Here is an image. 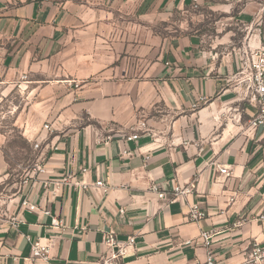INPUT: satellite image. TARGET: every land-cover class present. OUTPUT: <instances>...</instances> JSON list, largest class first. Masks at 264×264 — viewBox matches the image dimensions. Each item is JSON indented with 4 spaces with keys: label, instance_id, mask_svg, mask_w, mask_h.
I'll list each match as a JSON object with an SVG mask.
<instances>
[{
    "label": "crops",
    "instance_id": "0c3cea01",
    "mask_svg": "<svg viewBox=\"0 0 264 264\" xmlns=\"http://www.w3.org/2000/svg\"><path fill=\"white\" fill-rule=\"evenodd\" d=\"M263 11L264 0H0V84L24 92L14 124L42 139L43 169L4 201L0 264H97L110 231L134 237L120 264H205L208 249L216 264H250L264 241V135L233 75L239 51L261 45ZM191 181L166 204L149 189ZM24 197L39 209L18 207ZM201 231L213 232L209 248ZM25 235L52 243L50 258L31 260Z\"/></svg>",
    "mask_w": 264,
    "mask_h": 264
},
{
    "label": "built area",
    "instance_id": "2783aa9c",
    "mask_svg": "<svg viewBox=\"0 0 264 264\" xmlns=\"http://www.w3.org/2000/svg\"><path fill=\"white\" fill-rule=\"evenodd\" d=\"M234 78L240 85L241 99L248 103L254 110L252 116L249 119V127L253 130L260 129L261 133L264 135V45L260 46H249L242 48L239 51V66L234 73ZM25 77V75H23ZM137 130H145L147 125L144 121H140ZM43 129H50V125L45 123ZM138 133H131L127 136V139H136ZM42 139L35 140L32 144L35 150H41ZM31 170L43 171L40 165L35 162ZM82 172L87 169L82 168ZM217 170L220 174L228 175L226 167H221L217 165ZM64 182L68 184H73L75 186H80L85 189L87 184L84 181L72 182L67 178H63ZM27 183V179L24 180L20 189H23ZM55 185L59 181H53ZM47 187V183L45 184ZM94 187L102 188L104 191L107 190L106 184L98 179L93 183ZM195 184L193 181L180 184L173 183L171 189H165L162 185L157 183H151L149 189L153 191L159 199H162L165 204L176 200L179 197H185L189 193L193 192ZM0 194V215L6 214L8 210V205H5L4 199L2 200ZM18 207L27 208L29 210H38V206L32 203L28 198L24 197L19 200ZM43 210V209H42ZM45 214H49V209H44ZM188 218L192 221H199L205 216L204 210H202L198 203H193L189 205ZM259 218L264 221V215L260 214ZM12 227H16L19 222L24 221V219L18 217L17 214L11 215L7 219ZM60 221L56 218L52 219L53 225H58ZM213 237L212 231H201L199 235V240L203 246L209 248L211 245V240ZM25 238L30 244V258L31 260H42L46 261L50 258V249L52 243L46 242L42 237L32 238L29 235H25ZM134 242V237H129L126 242H122L116 239L113 232H108L104 237V243L110 249V252L101 256L97 264H120L121 257L126 253L127 247L131 246ZM193 240H186L185 244L191 245ZM247 263L250 264H264V241L259 242L254 240L251 244L249 253L246 259ZM205 264H216L211 250L208 249Z\"/></svg>",
    "mask_w": 264,
    "mask_h": 264
},
{
    "label": "rangeland",
    "instance_id": "374dc122",
    "mask_svg": "<svg viewBox=\"0 0 264 264\" xmlns=\"http://www.w3.org/2000/svg\"><path fill=\"white\" fill-rule=\"evenodd\" d=\"M257 28L256 42L262 45L264 44V11L259 15ZM243 38L244 35L236 31L235 45H241L244 42ZM4 86L0 84V153L4 158L0 170V194L6 200L7 196L20 190L36 162L38 150H35L23 135L22 122L18 125L14 124L18 113L21 115L20 118L25 116L24 92L19 91L18 86Z\"/></svg>",
    "mask_w": 264,
    "mask_h": 264
}]
</instances>
